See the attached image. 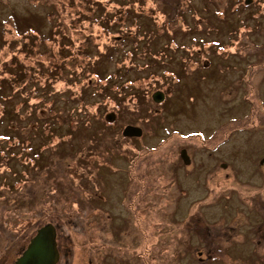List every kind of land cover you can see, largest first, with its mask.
I'll return each mask as SVG.
<instances>
[{
  "label": "rangeland",
  "instance_id": "1",
  "mask_svg": "<svg viewBox=\"0 0 264 264\" xmlns=\"http://www.w3.org/2000/svg\"><path fill=\"white\" fill-rule=\"evenodd\" d=\"M184 2L0 0V80L15 79L14 70L23 77L1 99L0 161L13 179L20 162L50 176L18 204L65 205L72 238L63 248L71 264H264V250L244 234L263 216L237 212L240 201L264 194V0L250 10L245 0H190L192 11L176 20ZM163 10L168 30L153 39L150 13ZM125 11L127 24L117 29L112 24ZM105 21L111 31H103ZM138 33L146 42L135 40ZM78 45L91 55L78 57ZM107 50L113 54L104 57ZM46 80L52 91L43 89ZM157 90L164 98L156 103ZM96 109L117 116L101 127L110 133L93 132L97 122L80 116ZM64 115L75 119L70 124L81 118L79 132L64 143L67 120L60 133L39 136L38 122L54 116L61 124ZM130 123L146 133L122 139ZM185 145L191 166L179 156ZM260 202L264 207V196Z\"/></svg>",
  "mask_w": 264,
  "mask_h": 264
},
{
  "label": "flooded vegetation",
  "instance_id": "2",
  "mask_svg": "<svg viewBox=\"0 0 264 264\" xmlns=\"http://www.w3.org/2000/svg\"><path fill=\"white\" fill-rule=\"evenodd\" d=\"M253 3H257V0L254 1L245 0V6L248 9L251 8L250 5ZM114 116L117 117L115 114ZM107 119H108V115H107ZM113 123H116V121L114 120ZM84 124L88 125L87 123ZM130 124H134V123H130ZM134 125H138V124H134ZM91 126H94L92 131L95 133L100 132L99 134H105L109 132L108 130H101V127H104L101 121L95 123V125H90V127ZM77 132H79V129ZM144 132L146 133V131H144L143 129L142 135H144ZM17 135H20V133H18ZM122 136H123L122 139H128L130 141L136 137V136H124L123 134ZM36 137L37 135L36 136L33 135V139H36ZM59 144L56 146H51L55 154L58 153L61 149ZM186 146L188 145H185V147H182L180 149L179 156L180 159L184 162L181 156V151L185 149L188 154V159H190V162L189 163L184 162V164L189 166L190 164L192 165L194 159L192 161L189 151L187 149L188 147ZM135 149L137 148L135 147ZM139 153H141V150L139 151ZM207 153L211 154V151H208ZM132 159L135 160L134 156H132ZM38 160L39 162L41 160L39 154H38ZM5 163L6 162L4 161H0V264H14L18 259V257L21 256L23 251L27 248L32 237L37 233V231L42 226L49 223L55 226L57 232L56 235L57 247L60 252V257L57 264H71L70 254L67 250H64L63 248L64 243L69 242L72 238L70 233V225H71V219L69 216L70 212L64 210L65 205H63L62 209H58L56 203L57 200L52 202V200H49L48 198L45 197H42L41 201L49 200L52 203L53 208L40 209L39 202L27 207L18 204L19 200L31 198L32 194L35 192L33 189L34 182L38 183L39 179L42 178L41 181L46 180L50 176L47 177L46 173L42 169H41L42 171L40 170L39 172L36 163L30 164L32 165V167H29V166H25L26 163L20 162V163H15L17 170H14V173L16 174V178L13 179V177L9 175L7 170L8 163L7 164ZM35 166H37V168H35ZM260 166L261 167L264 166V159L261 162ZM221 168L224 170L226 177L229 179L230 178L229 165L227 163H222ZM42 173H45L44 177H42ZM47 182H49V179ZM263 196L264 194H256L254 195V197H251V199L247 200L246 202L240 201L239 204L240 207L238 208L237 212H239V214L244 215L246 213L249 214L251 211H255L256 209L264 218V207L260 202L261 197ZM8 200H12L13 203L6 204ZM259 203L261 204V207L258 206ZM239 214H238V218H239ZM236 215L232 217L230 221L231 226L236 225L237 221H239ZM244 234L247 236L248 235L252 236L251 239L252 245H255L257 248L260 247L264 250V219L259 224L256 225L250 224L248 226V229L244 232ZM241 242L245 243L244 241ZM196 255L198 256V259L200 261H204L203 252L201 251V249L196 250Z\"/></svg>",
  "mask_w": 264,
  "mask_h": 264
},
{
  "label": "trees",
  "instance_id": "3",
  "mask_svg": "<svg viewBox=\"0 0 264 264\" xmlns=\"http://www.w3.org/2000/svg\"><path fill=\"white\" fill-rule=\"evenodd\" d=\"M131 0H127V4L130 2ZM180 1H183V0H180ZM101 5H104V4H101V3H99V4H97L96 5V8H98V9H100L101 8ZM129 9L131 10V9H135V6H133V7H129ZM152 9V8H151ZM191 10H192V5H191V3H190V0H185V2L184 3H182V5H180L179 6V8L176 10V20L177 19H182V17L184 16V13H186V12H188V11H190L191 12ZM103 12V11H102ZM167 13H168V11H160V12H153V11H151V13L150 14H152V16L154 17V21L150 24V23H148V25H150L151 27H153L154 28V26L156 27V32H154V34H153V39H157L158 37H163V35H164V33H165V31L166 30H168V27H167V23L169 22V20H168V18H167ZM104 14H107V13H104ZM124 17H123V20H119V19H115V22L112 24V25H114V26H116L117 27V29L119 28L118 27V25L120 24V23H123V25H125V23H126V20H127V17H128V13L125 11L124 12ZM173 15L175 16V11L173 12ZM160 16H164V19L162 20V18H160ZM135 18H143V16L142 15H140L139 13H136L135 14V16H134ZM106 20V19H105ZM135 20H139V19H135ZM134 20V21H135ZM148 20H149V18H148ZM106 22L107 21H105V23H103V24H101V27L103 28V31H105V30H108V31H111L112 30V28L113 27H107V25H106ZM117 24V25H116ZM127 24V23H126ZM134 24V23H133ZM55 25V24H54ZM28 27H30V29H32L33 30V25L31 24L30 26H28ZM16 28H17V30H22V26L21 27H17L16 26ZM131 27H129V29H130ZM37 30V33L39 32V30L38 29H35L34 28V31H36ZM51 31V30H50ZM116 32V31H115ZM56 31H54V33L53 34H48V38L50 39H52V36H55L56 34ZM38 34H40V32L38 33ZM58 34V33H57ZM135 35H137V31H136V33H134ZM83 38H85L84 39V41H83V43H85V45H87V41H86V36H84ZM124 39V38H123ZM146 39V37H145V35L143 34V35H141V34H139L138 33V36L135 38V40L136 41H138V40H140V42L141 41H144ZM144 42H146V41H144ZM138 45V44H137ZM86 48H88L87 46H81V45H78L77 46V49H80V51L81 52H77L76 54L78 55V57H81V58H84L83 56H81L80 54H84L85 55V57L86 56H90L91 55V52L90 51H88V50H86ZM190 48V47H189ZM76 49V50H77ZM70 51H72V50H70L69 49V46H66L65 47V52H70ZM112 52V50L110 51V52H108V50L107 51H105L104 52V54H102V55H104V57H109V56H111L113 53H111ZM111 53V54H110ZM132 55L134 54V52H132L131 53ZM102 55H98L99 56V59L98 60H100L101 59V56ZM82 60V59H81ZM98 60L96 61V63L98 62ZM94 66H95V61H94ZM101 68H99V67H94V69L92 70L93 72H95L99 77H103V73H102V71L100 70ZM10 73H15L14 74V78L15 79H13L12 80V77L11 78H9L8 80H5V78L3 77L1 80H0V104L2 105L3 104V101L1 100L2 98H3V100H6V99H4V98H6V93H5V90L6 89H9V88H12V87H14L15 85H16V82L18 81V80H20V82H22V80H23V77H22V71H16V70H14V72H10ZM97 76V77H98ZM72 77H73V74H72ZM3 80H4V82H3ZM54 82H52V83H48V81L46 80L45 82H44V84H43V89H45V90H50V91H52V84H53ZM38 88H39V85H38ZM142 89H144V87L142 88ZM17 91H19V88L17 89ZM140 102V101H143V99H142V97H137L136 98V102ZM97 110L98 109H96V113H93V114H90V115H88L87 117H85V114L84 115H80V116H83V118H84V120L86 121V122H88V124H92V122H94V120L95 121H97V122H100L101 121V123H105V125H104V127L105 126H107V128L106 129H109V127H110V124L112 123V122H110L108 119H107V115L109 114V113H107V114H105V115H101L99 112H97ZM79 112H81V111H84V109H80V110H78ZM156 114H158V113H153V115H155V116H157ZM2 115V117H0V118H4V115L3 114H1ZM68 117H69V115H64V116H61V124H56V125H54V120H55V118H54V116H52V119L51 120H47V121H44L43 123H39L38 122V124H39V126H40V131L41 132H39L40 134H39V136L40 137H43L44 139H46V138H48V136H50V135H52V134H58V132L60 133L61 132V129H62V127L66 124H64V122L65 121H67L68 120V124H67V128L65 129V133H63V138H64V136H71V135H73V134H75L77 131H78V129H80V121H81V118L79 117V121H78V117L76 118V124H70L69 122L70 121H74L75 119L74 118H72V120H70V119H68ZM1 121H3V119L1 120ZM94 125V124H93ZM45 132H47L46 134H44ZM31 136H33V133H32V131H31ZM38 134V133H37ZM42 135V136H41ZM16 137V136H15ZM14 137H12V139H13ZM54 141V140H53ZM63 141H68V140H66L65 138L63 139ZM59 144V142H55V143H52L51 144V146H56V145H58ZM47 145V141L46 142H44V145H43V147L44 146H46Z\"/></svg>",
  "mask_w": 264,
  "mask_h": 264
},
{
  "label": "water",
  "instance_id": "4",
  "mask_svg": "<svg viewBox=\"0 0 264 264\" xmlns=\"http://www.w3.org/2000/svg\"><path fill=\"white\" fill-rule=\"evenodd\" d=\"M152 97L154 101L159 102L164 98V93L157 90ZM108 118L114 120L115 116L110 113ZM142 133L143 128L134 124H127L122 130L124 136H141ZM181 156L185 163L190 162L185 149L181 151ZM56 235V228L53 224L49 223L42 226L14 264H57L60 252L57 247Z\"/></svg>",
  "mask_w": 264,
  "mask_h": 264
}]
</instances>
